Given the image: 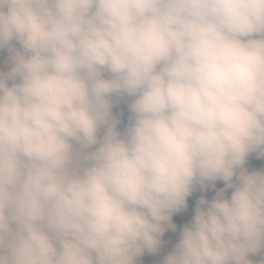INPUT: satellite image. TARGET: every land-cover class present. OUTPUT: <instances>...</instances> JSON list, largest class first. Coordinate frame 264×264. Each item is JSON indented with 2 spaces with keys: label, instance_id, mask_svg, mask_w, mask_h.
<instances>
[{
  "label": "clouds",
  "instance_id": "clouds-1",
  "mask_svg": "<svg viewBox=\"0 0 264 264\" xmlns=\"http://www.w3.org/2000/svg\"><path fill=\"white\" fill-rule=\"evenodd\" d=\"M0 51V264L152 262L217 180L162 264H264V0H0Z\"/></svg>",
  "mask_w": 264,
  "mask_h": 264
},
{
  "label": "trees",
  "instance_id": "trees-1",
  "mask_svg": "<svg viewBox=\"0 0 264 264\" xmlns=\"http://www.w3.org/2000/svg\"><path fill=\"white\" fill-rule=\"evenodd\" d=\"M121 111L123 112L121 119L124 122V124H126L127 116H128L126 105L120 104L117 107H114V112H116L117 114H119ZM245 166L248 167L249 170H252V169L259 170L261 168H264V159H257L255 154H252L250 155ZM223 187H224V183L223 181H220V180H217L215 182L214 188L212 187L211 183H209V186L207 188H201L199 185H197L196 188H194L192 194L187 198V206L190 207V210L184 215L177 216L173 219V223L176 225V230L174 231V234L176 236H179L180 231L182 230L183 226L191 221V218L194 215L196 202L201 197H204L205 199L210 200L215 196L216 191ZM230 193H231V189L228 190L227 194L230 195ZM165 238H166V233H164V235L161 238L162 245H161L159 252L155 254L148 253V258L151 259L153 263L146 262L148 259L145 256H141L137 259V264H162V260L164 256L167 255L164 249V245H163ZM252 259L258 260L260 259V256L259 255L253 256Z\"/></svg>",
  "mask_w": 264,
  "mask_h": 264
},
{
  "label": "rangeland",
  "instance_id": "rangeland-1",
  "mask_svg": "<svg viewBox=\"0 0 264 264\" xmlns=\"http://www.w3.org/2000/svg\"><path fill=\"white\" fill-rule=\"evenodd\" d=\"M7 67V52L5 51H0V68H6ZM190 210V207L187 206L186 209H182L179 212H176L173 214L172 221L174 217L184 215ZM166 239L164 241V245L166 247V250L170 252L172 248L175 246V244L178 241L179 236H175L173 233V230L171 229H166Z\"/></svg>",
  "mask_w": 264,
  "mask_h": 264
}]
</instances>
